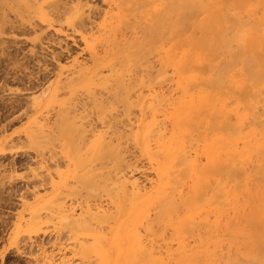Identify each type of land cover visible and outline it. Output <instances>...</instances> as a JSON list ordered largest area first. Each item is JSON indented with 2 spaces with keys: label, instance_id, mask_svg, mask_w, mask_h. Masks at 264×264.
<instances>
[{
  "label": "rangeland",
  "instance_id": "obj_1",
  "mask_svg": "<svg viewBox=\"0 0 264 264\" xmlns=\"http://www.w3.org/2000/svg\"><path fill=\"white\" fill-rule=\"evenodd\" d=\"M65 1H67L65 3H68L67 6L79 4V1L81 5L86 3L83 7L88 4L89 6L87 5L84 7L85 10L83 9L87 15L85 12L81 11L82 8H80L81 10L77 8V11L75 8L61 9L48 6L40 8V6L37 7L36 4L24 5L20 2H15V6L11 9L4 8V10L0 8V264H101L100 260H103L104 264H112L116 259L119 260L121 264H127L130 260H128L130 255L132 259L134 258V251L136 254V257L133 259L134 264H142V261L143 264H212L213 261V263L217 261L219 264H225V259H227L229 255L245 252L247 248H253L255 242L252 227L247 223L240 222V219L236 217L237 212L235 213V208H230V210H228V216L233 213L230 217L225 216L227 214L218 216V213H214V210L215 212L217 211L212 206L215 204L212 201H207L209 203L204 202L205 200L216 198L214 195L217 194V188L215 187V191L212 190L214 188L211 189V186L215 184L214 178L212 180V182H214H211L213 185L209 186L210 190L208 187H203V194H201L202 191H200L201 186L198 188L195 180H193L190 164L196 161L199 166H204L205 164L206 166L210 165V158L213 157L215 153L210 157L209 154L211 150L208 149V147L217 146L214 141L216 135L212 132H208L210 136L206 138L208 135L207 133H203L202 131L198 132V130L196 132V130H194L195 127L192 128V131L191 127H189L188 131L190 135L188 134L185 137L183 134L186 132L185 128L182 130V125L179 123L178 119L174 121L172 119V113L174 111L177 113V111L188 108L187 106L189 104L186 100L191 98V96H193L194 101L197 102L198 96L205 86L202 84L203 82L201 80L203 79L200 75H198L200 78L197 76L195 78L193 76L195 80L190 78L192 81H197L198 84L194 82L195 85H193L191 81H189L190 83L188 82L189 75L191 74L190 76H192V73L190 70L189 74L187 70L182 71L184 68L181 66V56L178 54L176 55L174 50L172 51L171 39L168 41L164 39L165 36H163V38H155V35L152 34V29L149 31L150 27L148 29V26L152 24L153 20L150 14L152 15L155 10L159 12L157 11L158 8H154V11L153 8H145L146 10L142 8H128V11H125L128 5L125 7L122 5L124 4V0L123 3L120 0ZM118 2H121V6L118 5ZM231 4H233V2H231ZM138 9H141V11ZM259 9L260 8L255 10V15L253 14L254 18L262 15ZM91 10H93L94 13ZM78 11L85 13V16H81V13ZM4 12L5 15H7L5 20H3ZM258 12H260V14H258ZM115 14L118 18L115 17ZM137 16H141V20L143 16L144 21L139 20L141 21L140 23L137 20V22L142 26L141 31L145 28V32L143 31V33H146V35L144 34V36H146L145 38L140 32V27L136 28L139 33H135L133 30L132 26H135V23L137 25V22H133ZM77 17L78 19H76ZM46 18H48L47 21L45 20ZM81 19H83V21ZM78 20L81 21L79 22ZM123 23L127 26H132L130 28L126 26L125 28ZM84 24L85 26H82ZM131 29L134 31V34L129 32ZM146 31L148 33L151 32L153 35L152 38L154 39L150 38L151 36L147 37L148 33ZM132 34L135 36L137 35L138 38L140 36L139 34H141V37L138 39L136 38L137 36H134L133 39V37H131ZM167 35L171 37L170 34ZM111 37L117 44L114 43V41H110V39H112ZM122 39H125L124 42L130 40L127 42H133L134 44H127L126 42V45ZM135 40L136 44L134 42ZM108 42H113L114 44H109ZM138 42L139 44H137ZM153 42H156V45L153 44ZM122 43L127 47L125 48L122 46ZM115 44L117 46L121 44V49L124 47L125 50H121L118 46L119 48L117 49H120L119 52H117L116 49L117 53L111 54L110 52H114L113 48H116ZM109 45H111L112 48H110ZM155 46H157V48ZM66 47L72 48L71 51L67 53L68 50ZM141 49L142 53L140 54L139 51ZM130 52L131 55H129ZM171 52L173 53L172 55ZM109 54H111L112 57H110ZM164 54L166 57H164ZM56 56H58V60L55 58ZM129 56L132 58L134 57V60L131 58L129 61L130 65L127 64L128 62L125 64L126 60H128L126 58ZM222 56L224 57V55L213 57L215 62H213L214 60L211 58L213 60L212 63L217 64L219 61L222 62L225 59V57L223 58ZM225 56L227 58L229 57L228 54H225ZM99 57H103L104 61L103 59L97 60ZM129 69L131 70L129 71ZM122 71H125V73ZM122 92L127 93L125 99L122 95L124 93ZM191 93L193 95H191ZM120 94L123 98L119 97ZM116 95H118L117 98ZM184 95L185 97H183ZM260 95V98H264V93ZM260 98L258 97L255 115L250 120L244 122L246 125L243 124L246 132L248 131L247 127L249 129L252 127L259 129V123L264 122V113L262 112L264 109V100L262 99V104ZM167 99L170 102H168ZM234 99V96H229L227 98L228 101H226V103L228 104H224L226 109H233L232 104L235 106V101L233 103ZM177 100L178 102L180 101V103H178ZM229 101H232V104H230ZM98 102L99 105L100 103H102V105H97ZM102 106L104 108L106 107L104 113L108 114L105 118V114L103 113L104 122L97 116L99 114H97V112L101 111V114L102 111H104ZM73 110H76L75 114L79 113L80 115L81 111H84L82 112L84 113L83 115H89L88 118L90 119L86 117L84 118V122L86 119L90 121H86L85 123H87L86 127L91 129H87L85 134H80L85 137V140L81 141V143L77 141L79 139L75 140L74 147L69 142V137L75 135V127L73 126V122L67 119V115H75ZM231 111L230 115H232ZM85 112L88 114H85ZM213 118L216 119L214 115ZM230 118H233L231 120L234 122L236 119L234 113ZM79 120H81V124L83 121L82 118L79 117ZM253 120H255V122H253ZM77 122H79L78 119ZM56 125H60V127L64 128V132L61 130L62 133L57 132L60 128ZM179 129L180 131H178ZM180 133L181 135H179ZM198 133H203L200 137L206 135L205 138H203V136L200 139ZM101 134L105 135L104 137L108 143L112 140L111 144H116L117 146L108 145L105 141L104 144H107V147L100 148L99 151L98 148L102 147V144H100L99 141L97 142V139ZM194 134L197 135L195 136ZM118 135H121L120 140L117 138ZM187 139L190 140L187 141ZM206 140L208 143L210 142V145ZM171 141L173 143L177 142L179 150L171 154V157L168 156L169 158L167 159L166 154L170 153L166 151H168ZM212 141L214 145H212ZM240 141L238 142V147L242 149L244 143H242V140ZM95 142H97V145ZM78 143L79 146H77ZM165 143L168 144L165 145ZM89 146L93 149L95 148L93 152H91ZM113 146L115 149L118 147L116 150L117 153H115V149H112ZM163 149L166 153L164 154L166 158L163 157ZM81 150L83 153L80 152ZM86 150L87 153L84 154ZM182 151L184 153H182ZM100 153L106 156L108 155V159L106 156L104 158V155L102 157ZM181 153L185 155L186 159L181 157ZM79 154H84L81 159ZM120 154L122 157L115 159L118 155L120 157ZM112 155H115V157ZM50 157H52L54 161L51 159L49 160ZM88 157V160H94L93 163L95 159L97 160L99 157L101 159L103 158L102 160L99 158L100 160L96 161L94 165L91 163L89 166L90 168L92 165L93 168L95 167L93 171L94 173L96 171L95 175L99 176L102 173L99 177H103L104 179H98V176H93L95 177L94 179H98L99 182L101 180L109 183L110 181L111 183L115 181L113 183L114 185H112L113 188L111 185V187H108L109 184L106 190L104 189L105 187L102 186V189L99 186L101 190L98 189V187H96V189L87 187V193L84 190L85 188L81 189L80 186L85 184L87 178H89L88 176H90V173L87 172L89 166L87 167L84 163V161L86 162L85 158L87 159ZM177 157L183 158L184 160L183 164H180V166ZM122 158V167L119 166L118 162L119 171L116 170L113 172V170L108 174L107 172L104 173V170H108V167H115L117 165L116 163L114 166L113 162L109 164L112 159L117 162L118 160H122ZM124 159L127 161L126 163L128 165H126ZM80 160H82L81 163ZM258 160L259 157L255 155L252 160L246 164L248 166H245V168L252 170L250 168L254 166L256 169L259 164ZM77 161L78 163L76 166ZM100 162L102 164L106 163L107 167L106 165L102 166ZM179 162L181 161L179 160ZM166 164H169L170 168L173 166L176 171L170 169L168 166V176L162 175L164 170H166ZM185 165H188L189 168ZM184 166L187 167L189 171L187 172V169L185 170L186 173L184 172L183 174V170L180 171V168L182 169ZM160 168H162V174ZM83 169L86 170L84 171ZM121 169H123V172ZM77 170L81 173H78ZM81 170L83 171V175L78 179L79 181L81 180V182H79L75 178L81 176ZM74 171H76V173ZM179 171L181 173H178ZM60 172H63V174L66 173L65 176L69 183L68 192L70 195H62L59 196V199H56L58 202L60 200L64 201L66 205L64 212L56 211L58 208L57 201H55L54 204L50 202V198L53 196L51 192V181L53 179L55 182H58L60 180ZM116 172H118V174H116ZM71 173L74 177L70 175ZM104 174L107 175V178ZM185 174H188V177ZM259 175L256 176V181L262 176ZM123 176H125V179L129 180L130 183L129 181H124ZM173 176H176L178 181L184 182H181V184L175 179L171 181V177L173 178ZM118 178L119 180H116ZM120 179H123V181L127 182V185H129V190L127 186V189L124 188L125 186L121 187V189H125L126 194L133 190V182L142 192V195L138 198V204L134 205L132 211L129 210V208L133 202L134 204L136 203V200L130 201V199H126V194H123V198L120 196V198L123 199L121 201L122 203H119L120 199L118 197H116L118 201L112 199L113 196L111 195L117 194L118 196L123 193L120 190V184L122 186L124 183H122V181L119 183ZM227 180L229 179L225 177L224 182L226 181V184H228ZM174 181H177L181 185L178 184V187V185L174 184ZM77 182H79L80 186ZM233 182L231 180L229 185H227L230 198L234 200L237 195L238 197L240 196L241 199L242 197L244 198L245 196L241 191L237 192V190H235V184H233ZM115 185L117 187L119 186L117 193L114 191L116 190ZM172 185H175V188H180L181 192H183L181 196L185 194L183 200L192 195L187 200L196 197L195 200L193 199L191 202L194 203L195 207L201 205L199 211L195 214V218L192 217V232L183 231L184 233L181 235L178 230L175 231L173 225L175 221L179 219L178 217H182L181 215L187 216L190 212L186 213L184 210L179 214L172 210L170 207L171 204H169L168 201H174V199H176V201L177 199L182 201L180 193L178 192L179 189L176 191L178 193H176L175 189L172 190ZM249 186H252V183H249ZM109 188L112 189V193H115L111 194L110 189L109 194H107ZM169 188L171 189L169 190ZM92 191L97 193L94 194ZM118 191L120 192L119 194ZM171 191L174 192V197L172 196L173 199L171 197L168 198V194H171ZM206 191L209 193L207 194ZM212 191L214 193H212ZM232 192L233 195H231ZM205 193L207 196L204 195ZM210 193L213 195H210ZM197 194H200L199 196L204 195L205 198L209 199L198 202L200 201V197ZM194 195H197L199 199ZM124 197L129 203L124 200ZM201 198L203 199L204 197L202 196ZM139 199H143L142 207ZM241 199H239L240 202ZM245 200L246 197L241 203H245ZM85 201L91 204L90 209L86 206L87 202L85 203ZM160 202H162L161 205H159ZM210 202L213 204L211 203L210 205ZM128 204L129 206H126ZM206 204L207 206L204 207ZM155 205L158 206L156 207ZM160 206H162V208ZM125 207H127V209ZM87 208L88 210L92 209L91 211L93 212L96 211L95 213L98 212L101 214V217H106L104 214H107V217L103 220L96 219L87 214ZM124 208L126 209L125 211ZM205 208L208 210L206 211ZM210 209L212 212H210ZM136 210H138V212ZM246 210H249V206H246ZM85 211L87 213H85ZM107 212H109L110 215H108ZM147 213H149L148 216H152V218L149 217L150 220L148 219L151 223L144 220L146 219ZM133 214H135L133 220H130ZM155 214L156 216L154 218ZM172 214L173 216L176 215V218L173 217ZM158 217H160V219ZM221 217L224 219L225 223H223L224 227L222 226V229H219L220 227L215 224L216 221L221 220ZM156 218L158 219L157 221L160 222L159 224L156 222ZM199 218H203V220H200V224ZM229 218L233 219L230 220L231 222L228 223V225L227 220ZM96 220H99L101 223L96 224ZM205 221L208 223L210 221L211 225L206 226L205 224V226H203ZM141 222L145 225L147 223L150 224H148L149 226H145L146 229L150 227L152 230L155 229V232L160 230V233H155L150 229V232L148 230L146 231V229L144 230V225L142 226ZM214 222L215 224L213 225ZM155 223H157V225ZM89 224H93L92 227H94V229L88 227V230L86 225ZM225 224L228 226L226 227ZM126 225L127 230H125ZM160 227L165 228L162 229ZM119 228L124 231H121ZM128 228L133 229L132 236V230L128 231ZM116 232L119 234H116ZM122 233L126 236H122ZM99 234L101 236H99ZM113 234L118 236L117 240L119 244L124 243L127 246L126 243H129V246H131L130 250L133 248L132 252H125V250L119 249V247L117 249L116 247L113 248V246H111V248L108 247V242H112L115 238ZM136 234H139L142 237H140V240L144 241L140 248L136 247ZM148 235L152 240L157 242L154 243L149 240ZM133 237L134 242L132 241ZM146 238H148V240ZM200 239H205L203 245H197L199 241H202ZM130 240L131 242H128ZM181 240H184L189 245L184 247ZM99 242L100 245L97 244ZM103 243L107 247L103 248L101 246ZM86 245H91V250H89ZM143 245L145 247H143ZM153 245L155 248L151 247ZM85 246L86 249H88L86 252L84 251ZM146 246L151 249L153 253L149 250L145 252L147 250ZM142 248H145L143 254H141V256L137 255L139 254L137 253L138 249L141 251ZM113 251L116 252L117 256H115V252ZM119 252L121 253L119 254ZM123 253L127 255L124 256ZM129 253L132 254L129 255ZM126 256H128L127 262L125 259ZM137 256L141 258L139 257L140 261L135 263V261L139 259ZM108 258L110 260H108ZM198 258L203 262L199 261ZM198 261L199 263H197ZM117 263L115 262V264Z\"/></svg>",
  "mask_w": 264,
  "mask_h": 264
},
{
  "label": "bare ground",
  "instance_id": "obj_2",
  "mask_svg": "<svg viewBox=\"0 0 264 264\" xmlns=\"http://www.w3.org/2000/svg\"><path fill=\"white\" fill-rule=\"evenodd\" d=\"M68 1H70V0H68ZM120 1H122V3H123V0H120ZM15 2H20V3H23L24 5H31V4L34 5V4H36L37 7L40 6V8H44V6H48V7H52V8H61V9L62 8H71V9L75 8L76 11L78 9L81 10L80 8H82L81 11H83V12H85L84 11L85 10L84 7L88 5L87 4V5H85L83 7V5L86 4V3H84V4L81 5V3L79 1V4L77 3L76 5H73L72 4V6L71 5L67 6L68 3H65V2H67L65 0H0V8H3V9L4 8L5 9L10 8L11 9V8H13L15 6ZM231 2H233V4H231ZM120 3L118 2V5H120ZM122 5L124 7L126 5H128V7L125 8L126 9L125 11H128L127 10L128 8L129 9H131V8H135V9L142 8L143 10L145 8H149V9L150 8H153V11L155 10L154 8H156V9L158 8L157 11H159V12H156V10H155L152 15L149 13L150 16H152L151 18L153 19L152 20V24L150 26H148V29L150 27L149 31H151V29H152V31H153L152 34L155 35L154 36L155 38L156 37H160V38L162 37L163 38V36H165L164 39H166L168 41H169V39H171L172 51L174 50L175 53H176V55L178 54V55L181 56L180 57L181 58V66L184 68V70H182V71H186L187 70L188 71V74H189V70H190V72L192 73V76H190L191 74L189 75L188 82L191 81V84L195 85L194 84L195 81L190 80V78H193L194 79V77L196 78V76L198 77V75L202 76V79L203 80H201V79L200 80L203 82V83L202 82L201 83L204 84L205 87L203 88V91L201 92V94L198 96L197 102H195L194 99H193V96H191V98H189V99L186 100V102L189 104L187 106L188 107L187 109L181 110V111H177V113L174 111L172 113V119H173V121L176 120V119H178L179 120V123H181V125H182V130H184L183 128H185L186 132L183 133L185 135V137L189 134V131H188L189 127H191V130L192 131H193L192 128L195 127L194 130H196V132H197V130H198V132L199 131H202L203 133H207V134H208V132H210V133L212 132L214 135H216V139L215 140L213 139V140L216 142L215 145H217V146H214V147L212 146L213 148L207 146L208 149L211 150V152L209 154L210 157L212 156L213 153H215L214 156L210 158V163L209 164L211 166L210 165L209 166H206V164L204 166H199V164L196 161H193V163L190 164V168L192 169L191 170L192 171L191 173L193 175V180H195V183L198 185V188L201 186L200 191H202L203 187H206V188L208 187V189H209V186L210 185H213V184H211L213 178H214L215 184L213 186H211V189L214 188L212 190L215 191V187L217 188V192H216L217 194L214 195V196H216V198L215 197L214 198H211V199L205 198V196H207L206 195L207 191H206V193L204 194L205 196L202 195L204 197L203 199L201 198L202 196H199L200 194L199 195L197 194L200 197V201H198V202H202L205 199H209V200H205L204 201L205 203L207 201H212L215 204V205H212V206L217 211V212H215V210H214V213H218V216L219 215H222V214H227L225 216L230 217L233 213L230 216H228L229 215L228 214L229 213L228 210H230V208H235L236 209L235 210V213L237 212L236 213L237 214L236 217L240 219V222L247 223V224H249L252 227L253 237H254V242H255V245L253 246V248H247V250L245 252L234 253L233 255H229L227 257V259H225L226 260L225 261V264H264V122L259 123V126H260L259 129L256 128V127H252V128L249 129L247 127V129H248L247 132L244 130V127H243V124L246 125L244 122L250 120L255 115V108L257 106L258 97L260 98L261 97L260 94L264 93V0H124V4H122ZM93 6H95V5H93ZM88 8H90V7H88ZM258 8L261 9V10L259 9V11L262 12V15L260 17L258 16L257 18H254V15H255L254 12H256L255 10H257ZM81 11L80 12L78 11V12L81 13ZM91 11L93 12V10H91ZM96 11H97V9H96ZM129 11L131 13H133L131 10H129ZM139 11H141V9ZM148 11H150V10H148ZM83 12L80 14L81 16L86 13V12L85 13H83ZM260 12H258V14H260ZM86 15H87V13H86ZM133 15H135V14L133 13ZM6 16L7 15H5V12H4V14H3V17H4L3 20L6 19ZM127 16H128V14H127ZM146 16H147V14H146ZM115 17H116V14H115ZM138 17L139 16H137V18H135V20L133 22H137V20L138 21L141 20V16L139 18ZM116 18H118V16ZM76 19H78V17ZM128 19H127V21H128ZM45 20L47 21L48 18H46ZM81 20L83 21V19H81ZM142 20H143V16H142ZM141 21H139V22L141 23ZM139 22H137V25L135 23L134 24L135 26H132L130 24L133 27V30L135 31V33L138 32L136 28H139V27L141 28L142 27ZM124 25H125V28H126L127 25L126 24H124ZM82 26H85V24L82 25ZM131 26H127V27L130 28ZM143 26H144V24H143ZM143 29H144L143 31L145 32V28H143ZM111 30H113V29H111ZM133 30L131 29V31H133ZM141 30H142V28L140 29V32L143 34V36H144V34L146 35V33H143V31H141ZM146 30H147V27H146ZM131 31L129 30L130 33H133L134 34V31L133 32H131ZM133 34H132L131 37H133V39H134V36L135 35H133ZM152 34H151V32H149L147 34V37L151 36L150 38H152V36H153ZM167 34H170L171 37L168 36ZM139 35H140L139 36V38H140L141 37V34H139ZM145 37L146 36H144V38ZM109 38H110V36H109ZM136 38H138V36ZM144 38H143V40H144ZM152 39H154V38H152ZM110 41H114V39L112 38V39H110ZM122 41L124 42L125 39L124 40L122 39ZM127 41H130V40H127ZM141 41H139V42H141ZM160 41H162V40H160ZM126 42H124V43L126 44ZM134 42L136 44V40ZM139 42L137 44H139ZM108 43L109 44H111V43L112 44H114V43L117 44V42H115V41H114V43L113 42H111V43L108 42ZM120 43H121V41H120ZM129 43H133V42H127V44H129ZM153 44L156 45V42L155 43L153 42ZM126 45L124 46V44L122 43V46H124L125 48L127 47ZM109 46H110V48H112L111 45H109ZM118 46L121 49V47H122L121 44H119ZM118 46L116 45V48H113V51L114 52H110V51L109 52L111 54H114L116 52V49L119 48ZM124 47L121 50H125ZM128 47H129V45H128ZM155 47L157 48V46H155ZM159 48H160V46H159ZM66 49L68 50L67 51V53H68V52L71 51L72 48L66 47ZM120 49H117V52H119ZM158 49H157V51H158ZM141 51H142V49L139 51L140 54L142 53ZM111 54H109L110 57H112ZM172 54L173 53L171 52V55ZM225 54H228L229 57L227 58L225 56ZM129 55H131V52H130ZM221 55H224L225 59L222 62L219 61V63L213 64L212 63V61L214 60L213 57H218V56H221ZM58 56H60V55H58ZM58 56L55 57L57 60H58ZM167 56H169V55H167ZM164 57H166L165 54H164ZM131 58L132 57H130V56L127 57L126 59H128V60H126L125 64L127 62H128L127 64H129V61L131 60ZM98 59H103V57L102 58L99 57V58H97V60ZM132 59L134 60V57ZM171 59H173V58H171ZM103 61H104V59H103ZM175 62H174V64H175ZM213 62H215V60ZM125 69H127V68H125ZM130 70L131 69H129V71ZM179 71H181V70H179ZM123 73H125V71ZM200 76L198 78H200ZM195 83L198 84L197 81ZM124 91H125V89H124ZM122 93H124V94H122ZM122 93L121 94L124 96V99H125L127 93L126 92H122ZM187 93H188V91H187ZM192 93H191V95H193ZM258 93H260V94H258ZM121 94H120L119 97L120 98H123V97H121ZM257 94H258V96H257ZM229 96H234L235 99H236V100L235 99L233 100V103L235 101V103H234L235 106H233L232 101L231 102L229 101V103L232 104L233 109H231V110L233 112L230 109H226V107H225V105L228 104V103H226V101H228L227 98ZM114 97H115V95H114ZM117 97H118V95H116V98ZM170 97H168V98H170ZM183 97H185V95ZM262 99L264 100L263 97L260 98V100H262ZM169 100H171V99H169ZM229 100H230V98H229ZM263 100H262V104H263ZM167 101H168V99H167ZM168 102H170V101H168ZM177 102H178V100H177ZM178 103H180V101ZM260 103H261V101H260ZM97 105H99V102L97 103ZM101 105H102V103H100L99 106H101ZM176 105H178V104H176ZM102 107H100V108H102ZM105 108L103 107L104 111H102L101 114H100L101 111L100 112H97V114L98 113L100 114V115L98 114L97 116L99 118H101L102 121L104 120V117L103 116L105 114L104 112L106 111ZM263 108H264V106H263ZM74 109H76V108H74ZM76 110H73L74 111V114H75V111ZM230 111H231L232 115L234 113V115L236 117V119L234 118L235 119L234 122L231 120L233 118H230L232 116V115H230ZM82 112H84V111H81V113H80L81 116L79 115V113H77L79 116L77 114H75V115L71 114L72 116L71 115H67L68 117L71 116L69 118L67 117V119L73 122V124H74L73 126L75 127V132H76V133L74 132L75 133L74 136L72 135L71 137H69V142L71 143V145L73 147H74L75 140L79 139L77 141L80 142V143H81V141H84L85 140V137L81 136L80 134H83V133L85 134L86 133L85 131H87V129H90V128H87L86 127L87 126V123H85V122L87 121V119L84 122V120H85L84 118H86V117L88 118L89 115H83L84 113H82ZM262 112L264 113V109L262 110ZM86 113L87 112H85V114ZM107 115L108 114L106 113L105 114V118H106ZM213 115L216 117V119L213 118ZM79 117L82 118V120H83L81 122V124H80V121L81 120H79ZM179 118H183V119H179ZM77 119H78L79 122H77ZM88 119H90V118H88ZM212 121H214V122H212ZM87 122H90V121H87ZM253 122H255V120H253ZM56 126L58 128H60L59 131H57V132H61V131L64 132V128L60 127V125L59 126L56 125ZM178 131H180V129ZM190 133H192V132H190ZM203 133H201V134L198 133L199 134L198 137L200 139L203 136H204L203 138H205L206 135H203V136L200 137V135H202ZM179 135H181V133ZM104 136L105 135L101 134L100 137H98V139H97V142L99 141V143L102 144V147H99L98 148L99 151H100V148L101 149L102 148H105V147H107V144L109 145L112 142V140H111V142L109 141V143H108L106 141V139H105ZM208 136H210V134H208L206 138H208ZM96 138H95V140H96ZM117 138H118V140H120L121 139V135H118ZM192 138H190V139H192ZM165 139H167V138H165ZM190 139H187V141L190 140ZM160 140H161V138H160ZM240 140H242L243 141L242 143H244V146H243L242 149L238 147V145H239L238 142ZM105 141H106L107 144H104ZM97 142H95V144ZM179 142H180V140H179ZM206 142L208 143L207 140H206ZM168 143H165V145H167ZM213 143L214 142L212 141V145H214ZM240 143H241V141H240ZM103 144H104V147H103ZM96 145H94V146H96ZM111 145L117 146L116 144H111ZM77 146H79V143L77 144ZM114 146H113V148L112 147L111 148L112 149H115ZM177 146H178L177 145V142H174L173 143L171 141L170 142V146L168 148V151H166L167 148L165 150L167 153H170V154H166L164 152V149H163L162 150L164 152L163 153V157L166 158L164 156V154H166L167 159H168L169 157H171V154H173L175 151L178 152L179 148ZM92 149L93 148H91V152H93L95 148L93 150ZM117 149H118V147H116V149L114 150L115 153H117V151H116ZM82 150L80 152H82ZM84 151H85V149H84ZM183 151H182V153H184ZM88 152H90V151H88ZM85 153H87V150H86V152H84V154ZM112 153H113V151H112ZM119 153H122V152L120 151ZM182 153L180 154L181 157H183L184 159H186L185 158V155H183ZM83 155H80L79 154L80 159L82 158ZM96 155H95V157H96ZM101 155L103 157L104 154H101ZM115 155H112V156L115 157ZM255 155L259 157V160H258L259 161L258 162L259 164L257 165L256 169L253 166V168L255 170L253 168H250V169L254 170L253 172H250L252 170H249V168L248 169L245 168V166H248L246 164H248ZM52 156H54V155H52ZM91 156H89V157H91ZM97 156H99V155H97ZM105 156L106 155H104V158H105ZM172 156H174V155H172ZM79 157H78V159H79ZM89 157L87 159L85 158L86 162H89V163H86L84 161V163L86 164L87 167L91 163H93V161H94V160H91V161L88 160ZM106 157L108 159V155ZM121 157L122 156L120 154V157L118 155V157L116 156L115 159H117V158L119 159ZM178 157H177L178 164L180 166V164H183L184 160H183V158H178ZM99 158L97 160L95 159V162L101 159V158L100 159ZM50 159L52 160L53 158L50 157L49 160ZM113 159L111 160V162L109 164H112V162H113V165L114 166L116 165V163H117V165L115 167H108V170H104V173L107 172V174H108V173L112 172L113 170H114L113 172H115L116 170L119 171L118 170L119 169L118 168V162H119V166H121V167L123 166L122 163H121L123 161V158L120 161L119 160L118 161L116 160L117 162H115ZM179 160L181 162H179ZM52 161H54V160H52ZM78 161L76 162V166H77ZM81 161L82 160H80V163H81ZM107 161H105V162H107ZM47 162H48V160H47ZM124 162L126 163L127 161L125 160ZM94 163H93V165H94ZM174 163L177 164L176 162H174ZM93 165L91 166V168H90V166L88 167V171L87 172L90 173V176L87 175L89 178H87L85 184H83L81 186L79 185V182H81V180L79 181L78 179H80L82 177V175H83V171L82 170H81L82 171V174H80L81 176H79L78 178H75V179H77L79 181L77 183L81 187V189L85 188L84 190L86 191V188L87 187H89L90 189H92V188H95L96 189V187H98V189H100V188L102 189V187H105L104 189L106 190V187H107L108 184H109L108 187L110 185L111 186L114 185L113 183L115 181H113L111 183V181L108 180L110 177L108 179H106V180L110 181V183L109 182H105L103 180H101L100 181L101 183H100L98 181V179H104V178L103 177H99L102 174V173L100 174L99 171H98V173L100 175L99 176L98 175H95L96 174V171H95V173L93 172L94 171V168H95V167L93 168ZM103 165H106V167H107V164L106 163L105 164H102V166ZM126 165H128V164L126 163ZM188 165H185V166H187L189 168ZM200 165H203V164H200ZM166 166H167L165 168L166 170H164L163 174H162V168H160V171H161V174L162 175L168 176V173L167 172L169 170H167V169L170 168V165L169 164H166ZM168 166H169V168H168ZM174 166H176V165H174ZM184 167L182 169L180 168V171L183 170V174H184L185 170L188 169L187 167H185V168ZM83 168H84V165H83ZM76 169H77V167H76ZM81 169H82V166H81ZM170 169L175 170L173 168V166ZM177 169H178V167H177ZM79 170H80V167H79ZM79 170H77L78 173H81ZM122 170L123 169H121V171ZM248 170H249V172H248ZM180 171L178 173H181ZM188 171H189V169L187 170V172ZM74 172L76 173V171H74ZM65 174H63V172H60V174H59L60 175V180L58 182H55L52 179V181H51V184H52V186H51V192H52V195L53 196L50 198V202L53 203V204L55 203V201H57L56 199H59V196H62V195L67 196V194H69V192H68L69 183H68V179L66 178ZM116 174H118V172H116ZM259 174L262 175V176H260ZM70 175L74 177V175L72 173ZM172 175H173V173H172ZM185 175H187V177H188V174H185ZM257 175H259L261 177V178H259L260 181L258 179H257L258 181L255 180V178H256ZM93 176H98L99 178L97 177L98 179H94L95 177H93ZM106 176L107 175H105V177ZM75 177H76V175H75ZM123 177H124V181H127V182L129 181V180H126L125 179V176H123ZM175 177L174 176H173V178L171 177V181L174 180V179L178 181V178L177 177L175 178ZM225 177H227L229 179V180H227V183L228 184L225 183L226 181L224 182V178ZM230 179L232 180V182L234 181L233 184H235L234 185L235 190H237V192H240L241 191L244 194V196L246 197V200L244 201L245 203H241V202H243V200L245 199V197L244 198L242 197V199H241L240 196L238 197V195H237V197L235 196L234 200L230 198L229 193H228V190H227V185H229V182L231 181ZM116 180H119V178L116 179ZM94 181H96V182H94ZM121 181H122V183H124V184H122V186L120 184V190L123 192V193L121 192L122 195L120 194V195L117 196V194H113L115 192L117 193V189L119 188V186L118 187L116 186L117 185L116 183H115L116 184L115 186L117 188L115 187L116 190L113 189L115 192L112 193V189L111 188H109V190H107L108 193L106 192L107 194H109V191L111 189V192L110 193L113 194V195H111V194L110 195L113 196L112 199L115 200L116 197H118L120 199L119 200V203L123 200V199L120 198V196L122 197V196H124L123 194H126L124 188H126V186L128 188V186H129V185H127V182H124L123 181V179H120L119 183ZM177 181H174L175 183L174 182L173 183L175 185H178L179 183L184 182V181H181L180 182V180H179L178 181L179 183H178ZM97 182H99V183H97ZM117 183H118V181H117ZM129 183H130V181H129ZM133 183H132L133 190L129 191L130 194H129V192L126 194V196H127L126 199H130V201L136 200V203L134 204V202H133L132 203L133 205L131 204V207L129 208V210H131V211H132L134 205L138 204L137 203L138 198L142 195V192H141L140 188H137L138 186L136 187V184L134 185ZM249 183L250 184L252 183V186H249ZM181 184H179V185H181ZM175 185H172L173 186L172 187V190L175 189V192H176L179 189L178 192L180 193V197H181L182 201L179 200V199H177V201H179V202H177L176 199H174V201H168V203L171 204L170 207L172 208V210L174 212H178L179 214L182 213L184 210H185L186 213L187 212H190V214L187 215V216L181 215L182 217L179 216L178 217L179 218L178 220L175 219L176 221H175V224L173 225L174 228H175V231L178 230V232L182 235V233H184L183 231L192 232V230H193V218H195V214L197 213V211H199V208H200L201 205L195 207L194 206V203L191 202L193 199L195 200L196 197L195 198H192L190 200H187L192 195L191 196L188 195L189 197H187L185 200H183V198H185V196H184L185 194L183 196H181V194L183 192H181L180 188H177L176 187L177 188L176 189L175 188ZM179 185H178V187H179ZM76 186H77V184H76ZM99 186H100V188H99ZM123 186H125V187L123 189H121V187H123ZM230 186H232V185H230ZM73 188H75V187H73ZM112 188H113V186H112ZM170 189L171 188H169V190ZM232 189H233V187H232ZM77 190H78V188H77ZM128 190H129V188H128ZM88 191H90V190H88ZM96 191H99V190H96ZM178 192H176V193H178ZM233 192H232V194L231 193L230 194L233 195ZM86 193H87V191H86ZM92 193H94V191H92ZM92 193H90V194H92ZM96 193H94V194H96ZM119 193L120 192L118 191V194ZM173 193L174 192L171 191V194L170 193L168 194V198H170V197L172 198ZM212 193H214V192L212 191ZM154 194H155V192H154ZM201 194H203V191H202ZM114 195H115V197H114ZM169 195H171V196H169ZM176 195H175V197H176ZM197 195H194V196H197ZM210 195H213V194L210 193ZM198 196H197V198L199 199ZM232 198H233V196H232ZM239 199H241V202H240ZM124 200H125V197H124ZM125 201H127V200H125ZM142 201H143V199L140 200L141 207H142ZM164 201H166V200H164ZM86 202L87 201H85V203ZM113 202H115V201H113ZM127 202L129 203V201H127ZM212 202H210V205H211ZM161 203L162 202H160L159 205H161ZM207 203H209V202H207ZM86 204H87L86 206H88V208L90 209L91 208V204H89L88 202ZM126 206H129V204L126 205ZM205 206H207V204L204 205V207ZM208 206H209V204H208ZM246 206H249V210H246ZM57 207H58L57 208L58 210L56 209V211L64 212L66 205H65V203H64L63 200L62 201L60 200L59 202L57 201ZM160 207L162 208V206H160ZM88 208L86 209L88 211V213L86 211H85V213L89 214L90 216H92V217H94L96 219L103 220V219H105L107 217V214H104V215H106V217H101L100 216L101 214H99L98 212L95 213L96 211L95 212L91 211L92 209L91 210H88ZM125 208L127 209V207H125ZM125 208H124V211L126 210ZM121 209H122V207H121ZM205 210H206V208H205ZM136 211L138 212V210H136ZM210 212H212L211 209H210ZM107 213H108V215H110L109 212H107ZM140 213H141V210H140ZM186 213H184V214H186ZM148 214L149 213H147L146 219H144L146 222H150V221H148V219L150 217V216H148ZM156 214L154 215V218H155ZM134 215L135 214L132 215V218H130V220L131 219L133 220V216ZM145 215H146V213H145ZM172 216H173V214H172ZM177 216H178V214H177ZM173 217L176 218V215L173 216ZM150 218H152V216ZM158 218L160 219V217H158ZM201 219L203 220V218H201ZM201 219L199 218V224L201 223L200 222ZM232 219L233 218H229L227 220V224L230 223L231 222L230 220H232ZM99 220H96L95 221L96 224H100L101 223ZM137 220H139V219H137ZM155 220H156V222L158 224L160 223V222L157 221L158 220L157 218ZM217 220H218V218H217ZM154 221H152V222H154ZM210 221H209V223L207 221H205V223L202 222L203 223V226H205V224H206V226H208V225L210 226L211 225L210 224ZM157 223H155V224L157 225ZM223 223H225V222H224V219L221 217V220L216 221V224L214 222L213 225L215 224L218 227H220L219 229H222L221 227L223 226ZM148 224L149 223H147L146 225L144 223L141 224L142 226L144 225L143 226L144 230L146 229L145 226H149L150 225V224L149 225ZM164 224H166V223H164ZM92 225L93 224H89V225H86V227L87 228L89 227V228H93L94 229V227H92ZM225 226H226V224H225ZM125 227H126L125 230H127V225ZM89 228H88V230H89ZM121 228H119V229L121 230ZM154 228H157V227H154ZM160 228H162V227H160ZM164 228L165 227H163L162 229H164ZM149 229H150V227L149 228L147 227L146 231L148 230L150 232V230H151V231H154L155 232V229H153V230L152 229L149 230ZM162 229H161V231H162ZM130 230H132V233H131V236H132L133 235V229H129L128 231H130ZM166 230H167V228H166ZM121 231H124V230H121ZM158 232H155V233H158ZM116 234H119V233L116 232ZM116 234H113V236L115 237V238L113 237L114 238V240H112L113 243L109 241L108 244H107V246L110 247V248H111V246H113V248L116 247V249L119 247V249L125 250V252H128V251L129 252L130 251L132 252L133 248H132V250H130L131 249V246H129V243H126L127 246L124 243L123 244L122 243L119 244V242L117 240V237L118 236H115ZM123 235L124 234L122 233V236ZM156 235H154V236H156ZM99 236H101V235L99 234ZM124 236H126V235H124ZM97 237H98V235H97ZM119 237H121V236H119ZM135 237H136V240H137L136 247L140 248L141 245H142V243H144V241L143 240H140V237L141 236L139 234H136ZM148 237H149V240L153 241L154 243L157 242V241L152 240L149 235H148ZM146 239L148 240V238H146ZM200 240H202V239H200ZM132 241L134 242V237H133V240ZM181 241H182V245L184 247H187L189 245L184 240H181ZM128 242H131V240L128 241ZM133 242H132V244H133ZM204 242H205V239H203L202 241H199L197 245H203ZM97 244L100 245V242L97 243ZM86 246L84 247V251L85 252L88 249L91 250L90 249L91 248V245L90 246H87L88 249H86ZM101 246L103 248L104 247H107L104 243L101 244ZM143 247H145V246L143 245ZM151 247L152 248L153 247L155 248L154 245L151 246ZM100 248H98V249H100ZM110 248H108V249H110ZM146 249L147 250L145 251V248L144 249L142 248L141 249L142 252L140 251V249H138L137 253H139V254H137V255H140L141 256V254H143L144 251L145 252H148V250L151 251V249L147 248V246H146ZM101 250H102V248H101ZM113 252H115V251H113ZM120 253L121 252H119V254ZM151 253H153V252L151 251ZM130 254H132V253H129V255ZM133 254L135 255L133 257L135 258L136 257L135 251L133 252ZM123 255H124V253H123ZM125 255H127V254L125 253ZM115 256H117L116 255V252H115ZM130 256L129 257L126 256V258H125L126 259V262H127V257H128V260L129 259L130 260L127 262V264H134V260H133L134 258L132 259V256H131V258H130ZM140 258L137 261H135V263L136 262H139L140 261ZM108 260H110V259L108 258ZM199 261H202V260L199 259ZM199 261L197 263H199ZM100 262H101V264H104L103 263L104 262L103 260H100ZM115 262L116 263L118 262L117 264H119V263L121 264V262L119 260H117V259H116V261L114 260V263H112V264H115ZM213 262H212V264H219L217 261L215 263H213ZM122 263H123V261H122ZM109 264H111V263H109ZM138 264H140V263H138ZM142 264H143V261H142Z\"/></svg>",
  "mask_w": 264,
  "mask_h": 264
}]
</instances>
